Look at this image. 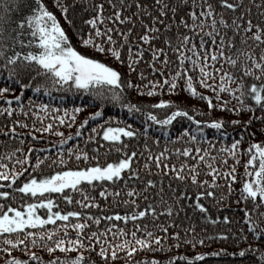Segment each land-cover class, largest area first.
Segmentation results:
<instances>
[{
  "label": "snow or ice",
  "instance_id": "1",
  "mask_svg": "<svg viewBox=\"0 0 264 264\" xmlns=\"http://www.w3.org/2000/svg\"><path fill=\"white\" fill-rule=\"evenodd\" d=\"M54 4L87 52L44 0H0V264H197L165 252L230 236L210 255L264 264V0Z\"/></svg>",
  "mask_w": 264,
  "mask_h": 264
},
{
  "label": "trees",
  "instance_id": "2",
  "mask_svg": "<svg viewBox=\"0 0 264 264\" xmlns=\"http://www.w3.org/2000/svg\"><path fill=\"white\" fill-rule=\"evenodd\" d=\"M44 2L48 6V8L51 11H53V13L55 15H57L58 19H60L61 25L65 29L67 35L70 37V40H71V43L73 44V46L77 47L78 50L81 51V52H87L88 49H85L83 46H81L78 43L77 37L75 36L72 28L66 22H64L63 19L60 17L59 10L55 7L54 0H44ZM109 63H111V61H109ZM112 66L116 67L118 69L120 68V66L118 64H113ZM0 86H4V82L2 80H0ZM18 91H19V89L17 88V92ZM15 94H17V93L16 92L7 93L6 95L12 96V95H15ZM53 95L54 96H58L60 94L54 93ZM28 96H32L33 99H37V96L35 94H33L31 92L26 93V95L24 96V104H25V106H27V98H28ZM126 98L127 99H131V100H133V102H135V100L138 97H137V94L135 92L128 91V92H126ZM163 98L164 99H168L169 97H168L167 94H165L163 96ZM67 99L69 101H74L76 104H84V103H87L91 98L87 97V96H69V97H67ZM173 99H175V97H173ZM48 100H49L48 97H43V101L47 102ZM51 102H52V104L54 106H56V105H58L60 103L58 99L52 100ZM189 103L190 104H196L198 107H202V104L199 101H189ZM92 110L93 109H85V111L82 112L79 115L78 121L83 118V116L86 114L87 111H92ZM107 114H115L118 117L123 116V113L121 112V110L119 108H113L112 105H110V104L107 105V107H106V115ZM216 114L217 113H213V115H216ZM197 118L198 119H204L206 117L198 116ZM128 119L131 121V118H128ZM3 124H4V120H3L2 117H0V127H2ZM134 125L135 126H139V121H135ZM257 126L253 127V131H255V127H257ZM176 127L178 128L179 125H177ZM62 130L66 134H67L68 131H70L69 129H63V128H62ZM18 131H28V130L18 129ZM228 133L229 134H228L227 137H220V139L224 140L225 143H229L232 139L238 138L237 133H234L231 129H228ZM37 135H43L44 136L43 140L35 143V146L37 148L48 147V142L49 141L55 142V141H57L59 139V137H56V136H53V135H49V134L37 133ZM209 135H211V132H209ZM21 138H23V137H21ZM28 139H31V138L29 137ZM250 139H251V137H249L247 134H245L244 135V142L245 143L242 146H246L247 142ZM261 139H264V137H261L259 134L255 137L256 141H259ZM4 141H5V137L2 134H0V151H7L8 150V147L5 146ZM12 143L13 142H9V145H11ZM72 143H73V141H69V145H71ZM27 146H29V145L27 144V141H26L25 148ZM221 146H223V145H220V144L217 145L218 148L221 147ZM49 150L50 151H54V149H51V148ZM245 159H246V157L241 156L240 162H239V164L237 165V168H236V174H237V181L238 182L240 180V174L243 171V164L245 162ZM228 164L229 165L232 164L231 159H229ZM236 186L238 187L239 183H237ZM219 214L222 216L225 213L221 212ZM223 227L224 226L222 225V223L219 226L209 225L207 227L206 231H207L208 235L212 236L216 232L220 231V229L223 228ZM237 228H238V225L234 224L233 225V230L235 231ZM202 238H203V234H202ZM231 239L232 238L230 236L228 241H223V240H219V239H216V240H205V244L204 245H197L195 249H193L191 247V245H184V246H182V247H180L178 249L174 248L170 252L166 250L165 256H171V255H177V254H182V255H185V256H192V255H195L196 253H209V255H206L202 261H198L197 264H239V258L238 257L227 256V255H223V254L220 255V256H212V255H210V253L219 251L222 248H227V250L229 252L237 250L236 249V245L231 243ZM239 246L240 247H245L246 245L241 243ZM12 254L14 256H21V253L20 252H16V251H14ZM0 255H2V254H0ZM54 255L63 256L64 254L57 252ZM74 255H75V253H71V252L68 253V256H74ZM140 255L142 257L144 255V253H141ZM149 255H152V254H149ZM156 255H159V254H156ZM44 258L48 259L47 254H45ZM116 264H120V261H117ZM178 264H180V262H178Z\"/></svg>",
  "mask_w": 264,
  "mask_h": 264
}]
</instances>
